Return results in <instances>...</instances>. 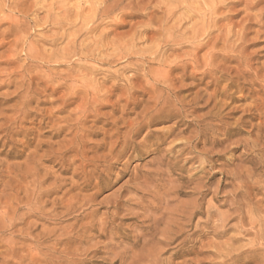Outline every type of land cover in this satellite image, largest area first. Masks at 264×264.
Returning <instances> with one entry per match:
<instances>
[{
	"label": "clouds",
	"instance_id": "9594fccd",
	"mask_svg": "<svg viewBox=\"0 0 264 264\" xmlns=\"http://www.w3.org/2000/svg\"><path fill=\"white\" fill-rule=\"evenodd\" d=\"M0 264H264V0H0Z\"/></svg>",
	"mask_w": 264,
	"mask_h": 264
}]
</instances>
